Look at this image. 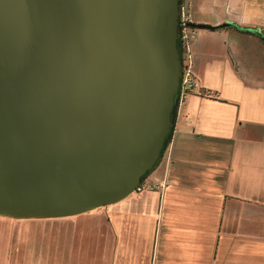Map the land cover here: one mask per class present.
<instances>
[{"label":"water","instance_id":"1","mask_svg":"<svg viewBox=\"0 0 264 264\" xmlns=\"http://www.w3.org/2000/svg\"><path fill=\"white\" fill-rule=\"evenodd\" d=\"M178 17L179 0H0V215H71L136 189L170 129Z\"/></svg>","mask_w":264,"mask_h":264},{"label":"crops","instance_id":"2","mask_svg":"<svg viewBox=\"0 0 264 264\" xmlns=\"http://www.w3.org/2000/svg\"><path fill=\"white\" fill-rule=\"evenodd\" d=\"M179 5L188 21L264 31V0ZM185 33L196 86L176 104L151 186L50 221L0 218V264H264V36Z\"/></svg>","mask_w":264,"mask_h":264},{"label":"built area","instance_id":"3","mask_svg":"<svg viewBox=\"0 0 264 264\" xmlns=\"http://www.w3.org/2000/svg\"><path fill=\"white\" fill-rule=\"evenodd\" d=\"M181 21L182 28L179 33V40L182 46V53H181V72L179 76V82L177 91L175 93V97L177 99V102L183 97V95L193 89L196 86V81L194 78V75L192 73L191 69V61L187 50V34L185 33L186 27V21H188L185 17V15L182 12V9L179 5V17L178 22ZM151 185L144 180H141L139 185L136 187V189L144 188V187H150Z\"/></svg>","mask_w":264,"mask_h":264},{"label":"trees","instance_id":"4","mask_svg":"<svg viewBox=\"0 0 264 264\" xmlns=\"http://www.w3.org/2000/svg\"><path fill=\"white\" fill-rule=\"evenodd\" d=\"M182 25L183 24H181V21H179L178 22V25H177V38H176V46H177V49H178V52H179V55H180V57H181V53H182V46H181V43H180V40H179V33H180V30H181V28H182ZM186 28H192V26H189V25H184ZM176 104H177V99H176V97H174V102H173V105H172V109H171V114H170V120H171V122H170V129H169V131H168V133L166 134V137H165V139H164V142H163V146H162V148H161V152H160V155H161V153H162V151H163V149H164V147H165V145L167 144V142H168V140H169V138H170V135H171V129H172V123H173V116H174V111H175V107H176ZM155 164V163H154ZM154 166V165H153ZM152 166V167H153ZM152 169V168H151ZM151 169H149V170H147L143 175H141V179H140V181L141 180H143V178L145 177V175L151 170Z\"/></svg>","mask_w":264,"mask_h":264},{"label":"rangeland","instance_id":"5","mask_svg":"<svg viewBox=\"0 0 264 264\" xmlns=\"http://www.w3.org/2000/svg\"><path fill=\"white\" fill-rule=\"evenodd\" d=\"M155 165V164H154ZM145 178V177H144ZM0 218L1 219H15L14 217H9V216H2V215H0ZM20 219H23L24 221L26 220H29V221H45V220H47V221H50V220H52V219H54L53 217H46V218H20ZM44 219V220H43ZM34 226H36V224H33ZM43 225L44 224H42V223H40V225H39V231H44L45 232V237H47L48 235H49V233L51 232V230H52V227H46L45 229H43L42 227H43ZM47 225V224H46Z\"/></svg>","mask_w":264,"mask_h":264}]
</instances>
